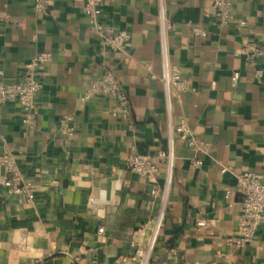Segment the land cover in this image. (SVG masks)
<instances>
[{"label":"crops","instance_id":"crops-1","mask_svg":"<svg viewBox=\"0 0 264 264\" xmlns=\"http://www.w3.org/2000/svg\"><path fill=\"white\" fill-rule=\"evenodd\" d=\"M160 4L172 24L169 64L189 85L171 94L170 111L161 82ZM1 11L8 21L0 18V81H18L37 55L48 60L30 123L17 104L0 105V155H10L35 186L33 203H21L4 188L0 166V264H264V229L244 247L226 243L241 213L235 175L264 179V61L252 64L243 54L253 42L264 55V0H233L231 21L221 27L204 0H104L102 22L131 36L127 63L119 53L105 61L128 97L125 119L112 115L113 99L83 100L102 65L82 0H49L44 15L33 12L32 0H0ZM240 21L245 26L237 28ZM191 28L206 38L194 40ZM63 116L72 119V136L58 132ZM182 121L203 152L172 134L168 203L147 253L150 233L138 230L158 210L150 192L163 188V169L150 181L128 171L126 160L132 150L164 155L170 129Z\"/></svg>","mask_w":264,"mask_h":264},{"label":"built area","instance_id":"built-area-1","mask_svg":"<svg viewBox=\"0 0 264 264\" xmlns=\"http://www.w3.org/2000/svg\"><path fill=\"white\" fill-rule=\"evenodd\" d=\"M83 11L93 37L97 41L96 56L101 62L102 74L94 75L91 82L85 89L83 100H87L95 95L107 97L116 101V107L112 111L114 117L127 118L129 113V103L127 95L122 91L118 78L114 71L105 62L108 54L125 55L124 62L130 59L131 36L127 31H119L109 28L102 20L104 0H82ZM214 11L217 26L227 25L231 21V11L233 0H204ZM49 0H32V10L37 14L44 15L47 12ZM0 18L8 21V15L0 12ZM159 22V42L160 56L162 64L161 82L165 95L166 107L170 111L171 94L185 93L189 85L182 77L176 66L169 64L166 32L172 28V24L165 18L163 5L158 9ZM237 28L245 26L243 21L237 23ZM191 35L194 40L205 39L207 32L199 28H191ZM243 54L248 62L254 64L256 60L264 61L261 49L253 42L247 43L243 48ZM48 60L47 55H37L32 59L18 81L14 83H3L0 81V105L17 104L24 117L25 123L31 122V113L34 109L35 94L41 89L40 74L43 65ZM263 73L256 70L253 77L260 80ZM239 79V74L233 72L230 76V85L234 88ZM71 117L63 116L59 122L58 132L61 135L72 136L74 128L71 124ZM184 142L188 148L195 153L203 152V145L198 143L193 134L188 129L184 121L174 129H170L169 141L166 153L162 156H144L132 150L126 160L127 170L133 174L153 181L163 169L164 186L161 191L152 190L150 199L153 202L159 200V207L145 225L139 227L138 232L149 231L150 239L148 251L150 253L155 246L164 218V211L168 203V193L172 183L174 166V143L172 134ZM191 165L200 168L202 162L193 157L190 159ZM0 166L5 170L3 186L7 193L16 196L21 203L32 204L34 200V184L27 179L18 169L14 159L7 153L0 155ZM223 169L222 172H226ZM236 188L242 196L241 213L237 222L236 234L226 240L228 246L244 247L251 243L259 229H264V179L255 173H241L235 175ZM225 199H229L230 191H226ZM197 227H203L204 221L201 219L195 222ZM102 229L98 230L101 234Z\"/></svg>","mask_w":264,"mask_h":264}]
</instances>
